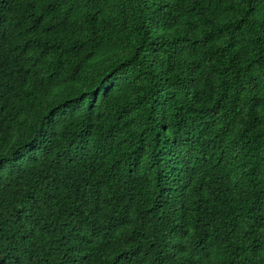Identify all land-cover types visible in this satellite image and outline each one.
Returning <instances> with one entry per match:
<instances>
[{"label":"trees","instance_id":"trees-1","mask_svg":"<svg viewBox=\"0 0 264 264\" xmlns=\"http://www.w3.org/2000/svg\"><path fill=\"white\" fill-rule=\"evenodd\" d=\"M0 264H264V0H0Z\"/></svg>","mask_w":264,"mask_h":264}]
</instances>
